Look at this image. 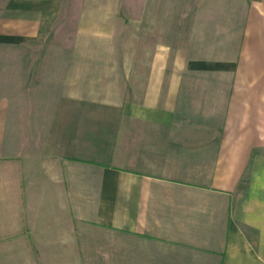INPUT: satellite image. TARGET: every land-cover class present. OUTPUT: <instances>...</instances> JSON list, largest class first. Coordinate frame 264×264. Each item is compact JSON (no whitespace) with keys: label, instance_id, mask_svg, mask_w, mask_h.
<instances>
[{"label":"crops","instance_id":"obj_1","mask_svg":"<svg viewBox=\"0 0 264 264\" xmlns=\"http://www.w3.org/2000/svg\"><path fill=\"white\" fill-rule=\"evenodd\" d=\"M240 1L239 15L214 7V30L156 47L134 95L137 67L93 66L107 53L49 51L36 65L9 53L0 141L21 161L5 164L10 194L115 233V264H264V0ZM48 5L38 17H56ZM95 12L78 37L112 39L115 21Z\"/></svg>","mask_w":264,"mask_h":264},{"label":"rangeland","instance_id":"obj_2","mask_svg":"<svg viewBox=\"0 0 264 264\" xmlns=\"http://www.w3.org/2000/svg\"><path fill=\"white\" fill-rule=\"evenodd\" d=\"M247 1L257 4L262 0ZM240 3V0H0V73L15 64L9 59V53L27 52L34 65L49 51L107 53L115 59L112 62L93 60V66L137 67L138 75L130 87L134 95L133 92L142 89L141 82L156 47H177L189 42L207 31V25L216 19L215 6L229 4L227 7L232 11L229 13L239 15L236 9ZM46 4L58 8L54 19H46L45 14L38 17L37 13ZM89 6L99 19L110 16L108 19L115 21L117 33L112 39L89 42L78 37L80 19ZM20 10L29 13L28 25L18 18ZM37 17L40 20L34 21ZM211 30L214 29L208 32ZM21 34L30 38L24 45L15 40L11 44L7 42ZM10 143L0 141V187L3 188L0 264H115V233L72 220L66 216L63 205L59 213L56 205L54 208L36 206V200L29 195L30 198L26 194L20 196L17 190L13 191L14 195L10 194L12 187L7 180L13 171L4 169L5 164L21 163L7 158L10 155L5 152H11ZM43 201L46 205L50 202Z\"/></svg>","mask_w":264,"mask_h":264}]
</instances>
